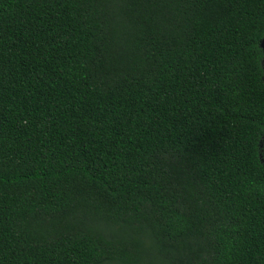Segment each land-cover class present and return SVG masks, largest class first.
I'll list each match as a JSON object with an SVG mask.
<instances>
[{"label":"trees","instance_id":"1","mask_svg":"<svg viewBox=\"0 0 264 264\" xmlns=\"http://www.w3.org/2000/svg\"><path fill=\"white\" fill-rule=\"evenodd\" d=\"M264 0H0V264H264Z\"/></svg>","mask_w":264,"mask_h":264},{"label":"flooded vegetation","instance_id":"2","mask_svg":"<svg viewBox=\"0 0 264 264\" xmlns=\"http://www.w3.org/2000/svg\"><path fill=\"white\" fill-rule=\"evenodd\" d=\"M259 56H260V67H261V78L264 84V32L258 41ZM259 160L264 165V135L259 142Z\"/></svg>","mask_w":264,"mask_h":264}]
</instances>
